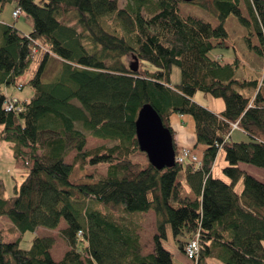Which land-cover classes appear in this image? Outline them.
Returning a JSON list of instances; mask_svg holds the SVG:
<instances>
[{
	"label": "trees",
	"instance_id": "trees-1",
	"mask_svg": "<svg viewBox=\"0 0 264 264\" xmlns=\"http://www.w3.org/2000/svg\"><path fill=\"white\" fill-rule=\"evenodd\" d=\"M127 2L121 8L117 0H0V13L13 4L34 21L29 34L0 22V147L9 145L29 168L12 197H5L0 179V218L13 225L0 229V264H174L163 246L169 225L184 254L198 235L196 264H264V182L240 168H264V77L237 79L238 58L211 56L227 47L225 22L235 15L249 29L250 50L264 58V0H213L216 26L183 17L181 0ZM125 58L139 62L138 70L131 71ZM144 62L157 70L144 69ZM34 64L27 83L33 98L20 101L22 112L7 111L6 90L23 89L18 80ZM173 67L182 74L175 86ZM197 93L223 99L225 110L217 114L196 103ZM147 104L171 131L177 155L170 118L193 117L197 143L206 146L201 168L176 163L158 170L134 162L144 155L136 121ZM237 129L251 140L231 141ZM88 135L114 144L86 150ZM220 153L230 183L213 176ZM98 165L107 172L87 176L90 183L72 182L77 167ZM180 175L192 195L184 194ZM242 178L239 196L235 185ZM151 211L157 234L146 255L139 231ZM61 223L70 250L60 261L51 254L54 238L35 237L28 250L14 238Z\"/></svg>",
	"mask_w": 264,
	"mask_h": 264
},
{
	"label": "rangeland",
	"instance_id": "rangeland-1",
	"mask_svg": "<svg viewBox=\"0 0 264 264\" xmlns=\"http://www.w3.org/2000/svg\"><path fill=\"white\" fill-rule=\"evenodd\" d=\"M119 6L121 8L126 7L127 0H117ZM180 14L183 17L194 16L205 19L213 25H218L220 23L219 15L217 14L214 6L213 0H197L195 2H180ZM242 13L245 17L250 18L249 11L247 6L243 3L241 6ZM16 11V6L11 4L8 5L5 10L0 13V20L8 24L15 25L20 31L25 34H29L33 29V19L28 17L25 12L19 11L20 15L18 18L13 16ZM226 30L229 34V37L226 39L227 47L225 49H216L211 53L212 57L219 58L223 62H233L236 58L240 60V69L237 75V79H244L245 73L249 75V77L253 80H262L264 77V58L262 56L256 54L254 51L250 50L249 43L247 41V37L250 36L249 29L246 27L239 19V17L235 15H231L227 18L225 22ZM253 43H258L257 39L252 38ZM126 64L130 66L136 61L130 62V59H123ZM144 69H147L151 72H155L157 68L147 62H144ZM36 64H34L29 72L21 76L18 80V84L25 85L24 88H16L10 87L6 90L7 97H14L24 103L26 101H30L34 96V90L27 85L28 81L33 77V71L36 69ZM139 67V62H138ZM182 82V74L181 70L178 67H173L171 74V84L179 85ZM246 94H250L246 92ZM197 95V96H196ZM193 98V101L204 106L211 107L210 109H216L215 104H224L223 99H216L211 95H206L204 93H197ZM225 105V104H224ZM206 107V108H207ZM209 109V108H208ZM209 109V110H210ZM211 111V110H210ZM178 115H173L171 118V124L173 126L175 135L180 144H187L185 141L189 139V135L192 134L193 129L187 122L180 119L179 124H176L173 120L174 117ZM188 118L193 120L192 116L186 115ZM180 125H183L185 129L181 128ZM194 126V120H193ZM236 134L240 133V130H233ZM195 133V132H194ZM245 142H249L251 139L249 136H245ZM242 142V141H238ZM114 143L94 138L90 135L87 137V145L86 150H93L102 146L113 145ZM202 148L205 149V145L203 143L200 144ZM204 149L202 153L204 155ZM199 149H195L197 151ZM76 156V152L72 151L66 158V162L72 164L74 157ZM134 162L139 164L149 163L147 155L144 153L138 154L133 158ZM247 165L255 168L256 171L251 172L250 174L260 181L264 182V168L257 167L255 165H251L248 163H241L240 168L243 170L242 166ZM227 166V162L225 159L224 153H220L214 164V176L218 179H223L224 181L230 183V180L224 174L223 170ZM29 168L24 164L22 160L15 159L12 154V150L9 148V145L2 144L0 147V179L4 181L5 184V197H12L15 193V189L20 187L24 178L26 177ZM107 172L106 165H98V166H87L85 169L81 170L78 167L75 169L71 176V180L73 183H90L92 179L87 176L96 175V174H105ZM179 179L183 182L184 189L188 188V183L184 178V175H180ZM95 181V179H94ZM235 192L241 196L244 187V178L239 180V182L235 185ZM185 195L189 194L184 192ZM190 195V194H189ZM66 226L64 223L60 225V227L56 230H47V229H37L35 233H25L20 235L19 233L14 236L15 240L19 241L22 249L28 250L31 248L33 244V240L35 237H52L55 240V244L51 250V254L54 259L60 261L63 259L66 252L70 250L68 243L63 239L61 235V231L63 227ZM0 229H4L5 231L13 229V225L10 224L6 218H0ZM157 234V223H156V215L153 211L146 213L143 215V221L140 225L139 235L141 237V243L144 248V254L148 255L153 252L154 248V236ZM196 238V236H195ZM193 238V239H195ZM192 239V240H193ZM164 248L169 251L173 256L174 264H196V260L189 258L186 254L180 251L178 244L175 241L172 228L169 225L167 227V239L163 240ZM209 264H222L216 259H212L208 261Z\"/></svg>",
	"mask_w": 264,
	"mask_h": 264
},
{
	"label": "water",
	"instance_id": "water-1",
	"mask_svg": "<svg viewBox=\"0 0 264 264\" xmlns=\"http://www.w3.org/2000/svg\"><path fill=\"white\" fill-rule=\"evenodd\" d=\"M195 2L197 0H181ZM131 71L138 70L136 61ZM136 133L141 152L147 155L149 163L158 170L169 169L176 164V151L171 131L165 127L162 118L150 104L139 112L136 121Z\"/></svg>",
	"mask_w": 264,
	"mask_h": 264
},
{
	"label": "crops",
	"instance_id": "crops-1",
	"mask_svg": "<svg viewBox=\"0 0 264 264\" xmlns=\"http://www.w3.org/2000/svg\"><path fill=\"white\" fill-rule=\"evenodd\" d=\"M0 22H4V20L3 21H1L0 20ZM5 23V22H4ZM240 62V61H239ZM245 77H247V78H250L249 77V75L247 74V73H245ZM197 96V95H196ZM215 108L216 109H210L211 107H207V108H209L211 111H213L214 113H217V114H220V113H222L224 110H225V105L224 104H215ZM172 118V117H171ZM171 118H170V123H172L171 122ZM173 119V118H172ZM180 119H182V120H184L185 122H187L190 126H192V129H193V132H192V134L191 135H189V139H187V140H185V141H187L188 143L187 144H180V142L177 140V138H176V142H177V144H178V149H179V153H181L182 152V150L183 149H185V148H188V149H190L193 153H195V155H197V157L199 158V160H201L202 158H203V153H202V150L204 149V148H202V146H200L198 143H197V139H196V134L194 133L195 132V123H194V126H193V120L192 119H190V118H188L186 115L185 116H183V115H178V116H176V117H174V122L176 123V124H179V121H180ZM171 126H172V124H171ZM181 126V128H183V129H185V127L183 126V125H180ZM173 127V126H172ZM237 130H240V129H237ZM240 133H242V134H236V132H232V134H231V141H233V142H238V141H242V142H245V140H246V138H245V136H246V134L243 132V131H241L240 130ZM248 136V135H247ZM205 148H206V146H205ZM195 149H199V150H197V151H195ZM205 150V149H204ZM204 152V151H203ZM242 168H243V171H245V172H247V173H251V172H254V171H256L255 170V168H253V167H251V166H247V165H244V166H242ZM213 176H214V167H213ZM215 177V176H214ZM216 178V177H215ZM188 188H186L185 189V192L186 193H189L190 195H192V191H191V189H190V187L189 186H187ZM237 193V192H236ZM188 194V195H189ZM238 194V193H237ZM62 224V223H61ZM66 226H64L63 227V229L65 228ZM41 229H43V228H41ZM150 254V253H149ZM208 264H209V262H208Z\"/></svg>",
	"mask_w": 264,
	"mask_h": 264
},
{
	"label": "built area",
	"instance_id": "built-area-1",
	"mask_svg": "<svg viewBox=\"0 0 264 264\" xmlns=\"http://www.w3.org/2000/svg\"><path fill=\"white\" fill-rule=\"evenodd\" d=\"M19 15H20L19 11H15L13 14L15 18H18ZM5 109L9 112H22L23 107L20 103V100H18L17 98L7 97V100L5 102ZM237 126L238 125H235L234 128H238ZM176 163L181 165H193L194 168L196 169L201 168L202 166V162L199 160L197 155H195V153H193L188 148L183 149L182 152L176 156ZM185 253L189 258L193 260L199 258L200 245H199L198 235L195 239L187 243L185 247Z\"/></svg>",
	"mask_w": 264,
	"mask_h": 264
}]
</instances>
